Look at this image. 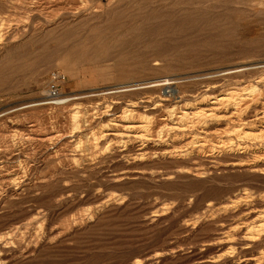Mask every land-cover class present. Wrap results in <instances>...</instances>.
<instances>
[{
  "label": "rangeland",
  "instance_id": "1",
  "mask_svg": "<svg viewBox=\"0 0 264 264\" xmlns=\"http://www.w3.org/2000/svg\"><path fill=\"white\" fill-rule=\"evenodd\" d=\"M263 66L264 0H0V264H264L258 72L228 75Z\"/></svg>",
  "mask_w": 264,
  "mask_h": 264
},
{
  "label": "bare ground",
  "instance_id": "2",
  "mask_svg": "<svg viewBox=\"0 0 264 264\" xmlns=\"http://www.w3.org/2000/svg\"><path fill=\"white\" fill-rule=\"evenodd\" d=\"M250 68L256 69L258 74L256 76H252V75L243 76V77H245V80H242V82H247V84L249 85L250 88L257 91V95H256L257 99L256 100H258L259 102H261L262 105H264V66L259 67V68H255V67H248V68L247 67H239V68H237V67H235V68H231L229 70L228 75H232L233 73H238V72H246L247 69H250ZM245 75H247V74H245ZM247 78H249V79H247ZM231 98L232 97H228V93H224V94L221 93L218 95H214L211 97V99L203 97L199 101V106L205 105L204 108H206V109H199L198 112L194 113V115L197 117H202V118L205 117V118H216V119H220L222 117H225L226 113L229 112V110H230V108L227 106L228 103H227V105H225V102L230 101ZM244 99H247V98H244ZM244 99L242 100L241 103L246 104L244 107H249L252 103H250V101L248 102ZM253 103H255V101H253ZM233 109L237 113L240 112L238 105L233 107ZM169 111H171V110H169ZM239 115H240V113H239ZM183 116H184V114H182L180 116V118H183ZM228 116H233V115L228 114ZM244 117H247V114ZM249 121H250V123L248 125H251V126H246V127L242 128V132H243L242 135L245 138H251V139L258 141V143L264 144V109L262 111H260L259 113L255 112L254 116ZM263 154H264V152H263ZM260 227H261L260 230L264 231V224L260 225ZM260 230H258V231H260ZM257 235H258V233H256L254 236L250 235L249 237L251 239H254L255 236H257ZM263 235H264V233H263ZM249 242H253V241H249Z\"/></svg>",
  "mask_w": 264,
  "mask_h": 264
},
{
  "label": "built area",
  "instance_id": "3",
  "mask_svg": "<svg viewBox=\"0 0 264 264\" xmlns=\"http://www.w3.org/2000/svg\"><path fill=\"white\" fill-rule=\"evenodd\" d=\"M64 74L55 70L50 73L47 95L50 99H57L61 95L60 83L64 81Z\"/></svg>",
  "mask_w": 264,
  "mask_h": 264
}]
</instances>
